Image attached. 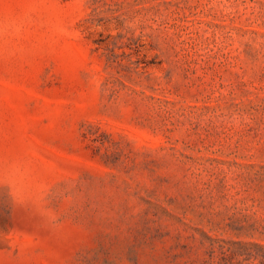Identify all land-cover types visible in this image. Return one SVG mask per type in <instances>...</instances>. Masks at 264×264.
Instances as JSON below:
<instances>
[{
	"label": "rangeland",
	"instance_id": "1",
	"mask_svg": "<svg viewBox=\"0 0 264 264\" xmlns=\"http://www.w3.org/2000/svg\"><path fill=\"white\" fill-rule=\"evenodd\" d=\"M0 264H264V0H0Z\"/></svg>",
	"mask_w": 264,
	"mask_h": 264
}]
</instances>
